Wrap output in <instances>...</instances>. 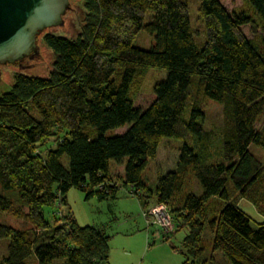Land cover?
<instances>
[{"label": "trees", "instance_id": "trees-1", "mask_svg": "<svg viewBox=\"0 0 264 264\" xmlns=\"http://www.w3.org/2000/svg\"><path fill=\"white\" fill-rule=\"evenodd\" d=\"M197 1L200 45L188 0H82L75 37L43 35L53 55L47 75L14 73L0 92V213L30 229L0 221V264L108 263L109 235L70 213L49 220L44 207L65 204L71 188L87 199L114 197L118 181L141 207L165 204L174 229L187 228L172 246L180 264H264V165L251 151L264 149V128L255 127L264 113V0L232 10ZM140 30L154 37L151 48L133 45ZM149 68L166 76L140 108L135 97ZM206 100L222 105L218 130L203 126ZM52 136L55 146L41 149ZM163 137L181 140L177 164L150 187L142 173ZM111 160L125 163L123 174L108 172ZM241 198L263 221L252 224Z\"/></svg>", "mask_w": 264, "mask_h": 264}, {"label": "rangeland", "instance_id": "rangeland-1", "mask_svg": "<svg viewBox=\"0 0 264 264\" xmlns=\"http://www.w3.org/2000/svg\"><path fill=\"white\" fill-rule=\"evenodd\" d=\"M228 9L232 10L239 7L240 0H220ZM75 9L68 10L64 13L65 17H71L73 29L65 26V30L61 26L56 29L44 31L40 35V45L44 49L45 61L36 65L34 71L24 69H14L10 66H3V70L8 75V79L0 85V92L8 90L13 82V76L16 72H23L29 75L45 76L49 70L53 60V55L49 47L43 40V35L46 32L62 35L66 37H75L81 26V18L84 15L85 9L82 5V0H73ZM199 2L197 0H188L190 26L194 34L195 43L200 45L204 39V27L199 17ZM149 12L146 13L147 20ZM245 35L251 36L249 26L241 27ZM155 43L152 35L140 30L133 45L143 49H149ZM166 71L163 69L149 68L141 78L139 89L135 97V105L140 108H145L153 100V85L156 81L164 79ZM204 113V128L209 131L218 130L222 125L223 112L222 105L215 101L206 100L203 106ZM255 127L259 130L264 128V113L255 123ZM126 126L116 129H108L107 135H115L122 133ZM56 144L54 136H52L45 146L54 147ZM181 145V140L170 137H163L157 148V153L154 158H149L146 168L142 175L144 180L150 187L155 185L159 175H163L168 171L174 170L177 164L178 149ZM251 151L264 165V149L260 146L252 145ZM127 158L124 159V162ZM62 163L67 165V157L63 156ZM125 164V163H124ZM124 164H118L111 160L108 165V172L115 177L123 174ZM193 188L197 189V183L194 179ZM152 204L146 208L141 207L136 196L129 194L118 181V189L114 197L99 199L96 196L85 198V193L71 188L66 194V203L61 205L46 206L44 213L47 219L51 220L53 212L59 214H72L77 223L81 226L89 225L103 230L110 236L109 245V260L106 264H180L183 260L179 250L173 249L172 246L179 247L181 240L187 234V228L178 230L173 229L170 232H164L165 229L155 224H148L147 216H143L142 211H146ZM238 206L250 216L252 224L263 221L262 215L257 211L255 205L245 198L238 200ZM58 215V214H56ZM150 217V216H149ZM148 220H150L148 218ZM0 221L11 225L15 228L30 229L25 221L20 217L15 216L12 212L0 213ZM167 236V238H166ZM165 238V240H164ZM6 253V240H0V256ZM28 264H34L29 262ZM229 264V262H228Z\"/></svg>", "mask_w": 264, "mask_h": 264}, {"label": "water", "instance_id": "water-1", "mask_svg": "<svg viewBox=\"0 0 264 264\" xmlns=\"http://www.w3.org/2000/svg\"><path fill=\"white\" fill-rule=\"evenodd\" d=\"M73 0H0V85L8 79L3 66L34 71L45 61L40 35L65 26L73 29Z\"/></svg>", "mask_w": 264, "mask_h": 264}, {"label": "built area", "instance_id": "built-area-1", "mask_svg": "<svg viewBox=\"0 0 264 264\" xmlns=\"http://www.w3.org/2000/svg\"><path fill=\"white\" fill-rule=\"evenodd\" d=\"M142 214L144 217L147 216L145 219L148 224L158 225L159 227L165 229L164 232L166 233L173 229L172 219L165 204H155L146 211H142ZM148 218L150 220H148Z\"/></svg>", "mask_w": 264, "mask_h": 264}]
</instances>
